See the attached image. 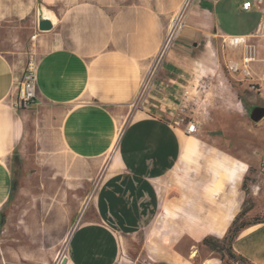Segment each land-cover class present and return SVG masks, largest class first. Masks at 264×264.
<instances>
[{
	"label": "crops",
	"instance_id": "1",
	"mask_svg": "<svg viewBox=\"0 0 264 264\" xmlns=\"http://www.w3.org/2000/svg\"><path fill=\"white\" fill-rule=\"evenodd\" d=\"M187 1L40 0L57 23L32 36L39 39L36 100L26 108L16 104L25 62L12 54L21 51L0 49V211L12 194L10 162L16 158L61 165L63 182L72 174L69 162H88L86 170L73 171L82 182L102 172L61 254L66 264H139L141 253L147 264H226L212 253L198 258L194 245L182 253L176 243L184 235L195 241L222 237L246 199L251 215L264 214V124L257 162L203 143L197 134L205 107L193 111L194 134L170 124L192 68L213 59L225 35L256 44L248 64L252 76L233 71L239 88L257 90L250 104L264 106V5L243 9L244 0H238L232 16L229 0H192L176 40L160 55ZM229 19L238 24L225 23ZM226 45L230 52L222 57L240 67L242 44ZM241 94L239 103L245 102ZM231 246L253 264H264V222L243 227ZM61 256L47 264H58Z\"/></svg>",
	"mask_w": 264,
	"mask_h": 264
},
{
	"label": "rangeland",
	"instance_id": "2",
	"mask_svg": "<svg viewBox=\"0 0 264 264\" xmlns=\"http://www.w3.org/2000/svg\"><path fill=\"white\" fill-rule=\"evenodd\" d=\"M229 2V12L233 16L237 11L238 0ZM0 3L3 4L0 6V49L18 47L21 52L12 54L15 60H23L25 67L30 60L35 63L39 39H32V36L37 32L46 33L39 31L36 26L40 0H0ZM188 7H184V15ZM225 23L235 27L238 20L229 19ZM246 44L239 46V61L245 52L256 56V44L248 40ZM229 48L219 37L213 59L196 63L192 68L193 74L210 78L207 92L200 96L201 100L196 105L198 109L205 107L207 111L197 136L203 139L205 145L215 146L245 162H257L261 155L264 117L257 122L250 119L249 110L254 106L250 100L257 99V90L250 86L247 90L239 88L242 81H239L236 72L227 67L230 60L222 57L230 52ZM241 93L245 102L239 103ZM17 160L10 162L15 184L9 200L0 211V220L3 222L0 224V264H47L54 255L56 258L61 256L70 234L85 217L102 172L82 182L73 171L77 173L79 167L86 170L88 162H69L72 174L63 182L61 165L57 169L49 162ZM166 184L169 188L168 176ZM142 235L136 234L135 237L140 240ZM178 241L176 249L182 253H187L194 245L198 258L208 254L206 248L198 246V241L187 235ZM143 254H140L139 264H147L146 259L141 260ZM51 263L54 264L53 261Z\"/></svg>",
	"mask_w": 264,
	"mask_h": 264
},
{
	"label": "built area",
	"instance_id": "3",
	"mask_svg": "<svg viewBox=\"0 0 264 264\" xmlns=\"http://www.w3.org/2000/svg\"><path fill=\"white\" fill-rule=\"evenodd\" d=\"M192 0H188L186 4L180 9L177 16H175L176 21L173 19V27L169 26V29L164 38L162 45V51L160 55H163L164 51L171 46L177 37L178 31L182 28L184 24L183 20V10L186 5H190ZM264 0H244L241 3L243 9H249L252 4L261 5ZM175 21V22H174ZM170 24V25H171ZM243 36L237 35H225L222 36L223 43L229 45L242 44L247 46L246 40L242 41ZM160 57V56H159ZM254 57L247 53L242 57L241 66H237L235 63H231L227 67L231 70L239 69L245 78H250L252 76L251 70L249 69V62ZM149 81L146 82L145 87H147ZM210 84V78L205 75L193 74L191 78L186 82L182 91L179 93V101L175 107H172V113L170 118V124L176 128H180L186 133H196L198 131V122L193 118L192 113L194 107L198 105L199 100H201V95L205 94L208 90ZM17 106L21 108H26L34 104L36 100V77H35V63L30 60L25 67L22 79L20 80L18 92H17Z\"/></svg>",
	"mask_w": 264,
	"mask_h": 264
},
{
	"label": "trees",
	"instance_id": "4",
	"mask_svg": "<svg viewBox=\"0 0 264 264\" xmlns=\"http://www.w3.org/2000/svg\"><path fill=\"white\" fill-rule=\"evenodd\" d=\"M245 182L246 177H244L242 181L241 189L247 193ZM247 200L248 199L245 200L244 206L235 214L222 237L218 238L212 235H205L197 244L200 247L206 248L208 253L218 256L226 264H253L244 256L237 254L231 246L232 240L243 227L250 224L264 222V214L251 215L249 213L252 203H247ZM2 223V220H0V224Z\"/></svg>",
	"mask_w": 264,
	"mask_h": 264
},
{
	"label": "water",
	"instance_id": "5",
	"mask_svg": "<svg viewBox=\"0 0 264 264\" xmlns=\"http://www.w3.org/2000/svg\"><path fill=\"white\" fill-rule=\"evenodd\" d=\"M52 10L48 9L42 4H38L37 8V29L41 32H47L54 28L57 23V17L53 16ZM56 16V15H55ZM193 45H196L194 42ZM249 117L253 122L259 121L264 117V106L254 105L249 110ZM67 256L63 254L58 262V264H66ZM166 264V263H161Z\"/></svg>",
	"mask_w": 264,
	"mask_h": 264
},
{
	"label": "bare ground",
	"instance_id": "6",
	"mask_svg": "<svg viewBox=\"0 0 264 264\" xmlns=\"http://www.w3.org/2000/svg\"><path fill=\"white\" fill-rule=\"evenodd\" d=\"M53 14V16L56 18V16H55V14L54 13H52ZM175 21H176V19H174ZM242 38V41L243 40H246L245 39V37H241ZM180 129V128H179ZM183 131V130H182ZM184 132V131H183ZM185 134H188V135H191V134H194V133H186V132H184Z\"/></svg>",
	"mask_w": 264,
	"mask_h": 264
}]
</instances>
